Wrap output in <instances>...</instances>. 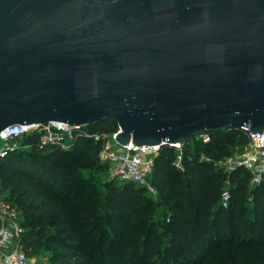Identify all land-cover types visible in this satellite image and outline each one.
I'll use <instances>...</instances> for the list:
<instances>
[{
	"label": "water",
	"instance_id": "obj_1",
	"mask_svg": "<svg viewBox=\"0 0 264 264\" xmlns=\"http://www.w3.org/2000/svg\"><path fill=\"white\" fill-rule=\"evenodd\" d=\"M118 122L116 140L264 131V0H0V133Z\"/></svg>",
	"mask_w": 264,
	"mask_h": 264
},
{
	"label": "trees",
	"instance_id": "obj_2",
	"mask_svg": "<svg viewBox=\"0 0 264 264\" xmlns=\"http://www.w3.org/2000/svg\"><path fill=\"white\" fill-rule=\"evenodd\" d=\"M87 126L119 129L114 118ZM209 134L185 143L181 167L175 147L160 148L150 178L156 196L119 179L103 196L100 143L78 135L69 149L47 147L39 132L25 133L0 156L5 198L22 213L24 250L48 253L50 264H264V182L252 188L245 167L222 165L248 138L234 126Z\"/></svg>",
	"mask_w": 264,
	"mask_h": 264
},
{
	"label": "built area",
	"instance_id": "obj_3",
	"mask_svg": "<svg viewBox=\"0 0 264 264\" xmlns=\"http://www.w3.org/2000/svg\"><path fill=\"white\" fill-rule=\"evenodd\" d=\"M248 138V143L241 153L225 159L222 165L227 170L243 166L250 174V186L253 188L264 182V131L253 133L249 126L241 127ZM39 132L42 136L40 146L71 148L78 135H85L101 144L100 161L110 166L116 179L132 181L145 186L148 192L157 195V189L151 183L154 159L163 145L178 150L175 164L181 167L185 143H165L163 145L138 146L130 141L121 144L116 140L119 129L113 133L91 131L87 125H70L67 122L51 120L34 125L11 124L0 133V156L8 150L17 148L20 138L29 132ZM197 138L210 139L209 132H200ZM230 193L226 189L222 194V204L227 207ZM0 264H44L36 255L28 254L22 244V213L10 201L0 194Z\"/></svg>",
	"mask_w": 264,
	"mask_h": 264
},
{
	"label": "rangeland",
	"instance_id": "obj_4",
	"mask_svg": "<svg viewBox=\"0 0 264 264\" xmlns=\"http://www.w3.org/2000/svg\"><path fill=\"white\" fill-rule=\"evenodd\" d=\"M3 143L1 142L0 140V146L2 145ZM17 146L19 147L20 146V143L17 144ZM241 152L238 153V155L240 154ZM235 155V154H234ZM106 164V163H104ZM88 173V172H87ZM99 179V186H100V189L102 191V195L104 196L107 192V183L111 180H116L115 178V175L113 174L110 166L107 164V168H104L102 169L101 171H98L97 173H95ZM8 190L3 188L0 184V194L3 195V197H5L7 195V192ZM160 210H162L163 208L162 207H159ZM0 225H2V221L0 219ZM37 258L38 260H41L44 264H50L49 261H48V258H49V255L48 253L46 252H42L40 253L39 255H37Z\"/></svg>",
	"mask_w": 264,
	"mask_h": 264
}]
</instances>
